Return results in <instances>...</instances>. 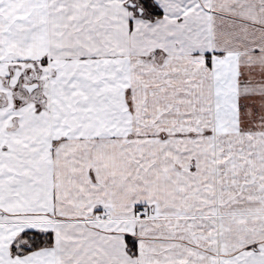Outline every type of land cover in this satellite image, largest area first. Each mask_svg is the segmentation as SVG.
I'll return each mask as SVG.
<instances>
[{
	"label": "snow or ice",
	"instance_id": "6c2138e0",
	"mask_svg": "<svg viewBox=\"0 0 264 264\" xmlns=\"http://www.w3.org/2000/svg\"><path fill=\"white\" fill-rule=\"evenodd\" d=\"M0 264H264V0H0Z\"/></svg>",
	"mask_w": 264,
	"mask_h": 264
}]
</instances>
